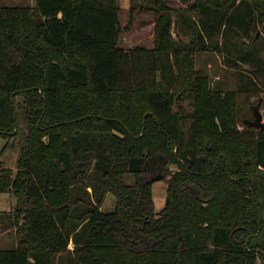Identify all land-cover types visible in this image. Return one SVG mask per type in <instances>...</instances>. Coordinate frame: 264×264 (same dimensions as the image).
Here are the masks:
<instances>
[{
  "label": "trees",
  "instance_id": "trees-1",
  "mask_svg": "<svg viewBox=\"0 0 264 264\" xmlns=\"http://www.w3.org/2000/svg\"><path fill=\"white\" fill-rule=\"evenodd\" d=\"M150 9L153 47L124 48L119 0L0 5L3 149L28 127L16 172L0 162L21 220L0 264H264V130L240 126L238 103L264 88V58L234 40L264 33V0ZM208 48L229 51L236 90L197 72ZM157 162L172 171L160 211Z\"/></svg>",
  "mask_w": 264,
  "mask_h": 264
},
{
  "label": "rangeland",
  "instance_id": "rangeland-1",
  "mask_svg": "<svg viewBox=\"0 0 264 264\" xmlns=\"http://www.w3.org/2000/svg\"><path fill=\"white\" fill-rule=\"evenodd\" d=\"M173 8L186 7L194 0H164ZM35 0H0V5H34ZM121 32L119 36V46L124 48H133L137 45H143L152 48L154 45V20L155 14L150 6L155 4V0H119ZM134 12V19L131 20V11ZM175 35L176 31L173 29ZM254 40L249 36H236L234 40L243 47L259 46L262 49L260 56L264 58V33L258 30L253 33ZM227 54L229 51H218L208 48L195 53L197 72L209 75L211 85L223 91L228 89L236 90L238 87V76L236 69L229 66ZM233 54V52H232ZM240 69L250 70L252 66L248 63L240 64ZM260 84L264 85V75L256 77ZM238 103L240 107V126L249 118H253L252 108L259 106L264 117V88L258 93L245 92L238 93ZM192 108L188 104L186 113ZM21 117V116H20ZM185 129L189 128V122L184 123ZM28 131L26 121L20 118V133L11 139V143L6 149H3L7 139L0 135V162L4 167L11 168L15 173L17 170L18 155ZM162 166L157 162L153 163L145 172V178L153 183L154 207L160 211L167 205V188L172 171H163ZM171 170L177 167L170 165ZM134 177L127 175L126 180L133 183ZM11 194V195H10ZM14 197V198H13ZM13 198V199H12ZM17 198L13 193H0V211H8L13 204H16ZM115 207V198L113 194L107 195V200L103 206L106 210H112ZM21 220L16 227H19ZM9 224L6 216H0V248L13 246L16 238L15 227ZM9 234V235H8Z\"/></svg>",
  "mask_w": 264,
  "mask_h": 264
},
{
  "label": "water",
  "instance_id": "water-1",
  "mask_svg": "<svg viewBox=\"0 0 264 264\" xmlns=\"http://www.w3.org/2000/svg\"><path fill=\"white\" fill-rule=\"evenodd\" d=\"M254 114H255V118L254 119H247L246 123L250 126L259 128L260 130H264L263 115L260 111L259 106L254 107Z\"/></svg>",
  "mask_w": 264,
  "mask_h": 264
},
{
  "label": "crops",
  "instance_id": "crops-1",
  "mask_svg": "<svg viewBox=\"0 0 264 264\" xmlns=\"http://www.w3.org/2000/svg\"><path fill=\"white\" fill-rule=\"evenodd\" d=\"M154 26H155V20H154V24H153ZM11 195V194H10ZM14 198V197H13ZM12 198V199H13ZM14 209H15V204H13L11 207H10V209L8 210V211H3V212H5L4 214H6L5 216L7 217V219H8V221H9V224L10 225H12V226H14L15 227V232H16V230H17V227H16V225L13 223L14 222V220H12L13 218H12V214L14 213ZM11 215V216H10ZM11 226V227H12ZM9 235V234H8Z\"/></svg>",
  "mask_w": 264,
  "mask_h": 264
},
{
  "label": "built area",
  "instance_id": "built-area-1",
  "mask_svg": "<svg viewBox=\"0 0 264 264\" xmlns=\"http://www.w3.org/2000/svg\"><path fill=\"white\" fill-rule=\"evenodd\" d=\"M263 120H264V117H263ZM70 247H71V248L73 247L72 244H70Z\"/></svg>",
  "mask_w": 264,
  "mask_h": 264
}]
</instances>
